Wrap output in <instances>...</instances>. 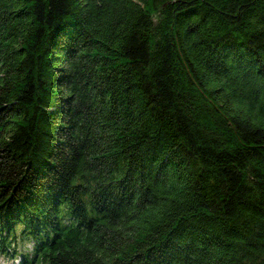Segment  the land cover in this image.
I'll list each match as a JSON object with an SVG mask.
<instances>
[{
  "label": "trees",
  "instance_id": "16d2710c",
  "mask_svg": "<svg viewBox=\"0 0 264 264\" xmlns=\"http://www.w3.org/2000/svg\"><path fill=\"white\" fill-rule=\"evenodd\" d=\"M0 252L264 264V0H0Z\"/></svg>",
  "mask_w": 264,
  "mask_h": 264
},
{
  "label": "rangeland",
  "instance_id": "374dc122",
  "mask_svg": "<svg viewBox=\"0 0 264 264\" xmlns=\"http://www.w3.org/2000/svg\"><path fill=\"white\" fill-rule=\"evenodd\" d=\"M31 246V241L24 244H19L17 247V252L19 253L20 251H24L26 248H30ZM17 253V255H18ZM0 264H18V256H7V254H3L0 252Z\"/></svg>",
  "mask_w": 264,
  "mask_h": 264
},
{
  "label": "clouds",
  "instance_id": "9594fccd",
  "mask_svg": "<svg viewBox=\"0 0 264 264\" xmlns=\"http://www.w3.org/2000/svg\"><path fill=\"white\" fill-rule=\"evenodd\" d=\"M7 256H11V255H7ZM12 257H14V256H12Z\"/></svg>",
  "mask_w": 264,
  "mask_h": 264
}]
</instances>
